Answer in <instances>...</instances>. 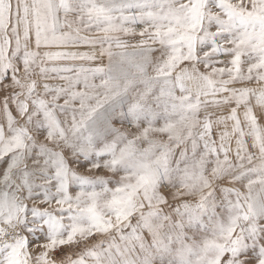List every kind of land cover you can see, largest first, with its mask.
I'll use <instances>...</instances> for the list:
<instances>
[{"label": "snow or ice", "instance_id": "6c2138e0", "mask_svg": "<svg viewBox=\"0 0 264 264\" xmlns=\"http://www.w3.org/2000/svg\"><path fill=\"white\" fill-rule=\"evenodd\" d=\"M0 264H264V0H0Z\"/></svg>", "mask_w": 264, "mask_h": 264}]
</instances>
